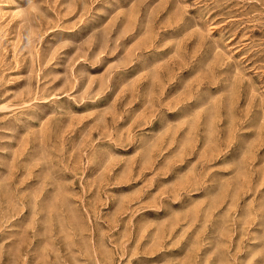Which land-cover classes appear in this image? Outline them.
I'll use <instances>...</instances> for the list:
<instances>
[{
	"label": "rangeland",
	"instance_id": "obj_1",
	"mask_svg": "<svg viewBox=\"0 0 264 264\" xmlns=\"http://www.w3.org/2000/svg\"><path fill=\"white\" fill-rule=\"evenodd\" d=\"M0 264H264V0H0Z\"/></svg>",
	"mask_w": 264,
	"mask_h": 264
}]
</instances>
